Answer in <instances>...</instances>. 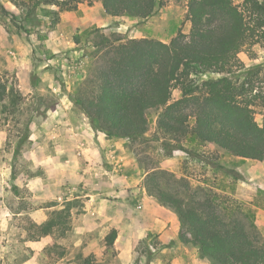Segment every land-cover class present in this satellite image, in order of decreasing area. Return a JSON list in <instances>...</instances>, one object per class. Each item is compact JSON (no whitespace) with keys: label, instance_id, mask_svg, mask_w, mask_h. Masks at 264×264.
Wrapping results in <instances>:
<instances>
[{"label":"rangeland","instance_id":"1","mask_svg":"<svg viewBox=\"0 0 264 264\" xmlns=\"http://www.w3.org/2000/svg\"><path fill=\"white\" fill-rule=\"evenodd\" d=\"M55 2L0 0V92L6 90L4 98L0 95V264H84L88 258L95 264H189L171 248L182 242V230L180 240L164 243L160 237L167 230L143 217L146 173L129 141L115 139L113 146L74 101L95 72L97 36L166 44L179 34L188 39L189 0H162L146 20L109 19L101 2L82 3L74 11L82 5L108 22L78 29L61 26V14L74 11ZM239 59L248 67L262 64L264 47L257 45ZM173 98H181L178 90ZM162 113L148 114L149 140L138 147L143 165L184 180L172 186L182 196L184 185L193 200L237 202L248 222L256 223L257 210L231 194V176L221 169V164L232 166V159L193 135L182 143L192 155L165 157L162 143L170 140L158 130ZM262 114L259 109V123ZM171 181L164 179L167 185ZM256 203L264 204V193ZM113 231L117 239L110 245Z\"/></svg>","mask_w":264,"mask_h":264},{"label":"trees","instance_id":"2","mask_svg":"<svg viewBox=\"0 0 264 264\" xmlns=\"http://www.w3.org/2000/svg\"><path fill=\"white\" fill-rule=\"evenodd\" d=\"M236 1L189 0L191 33L188 39L179 34L169 44L97 36L92 45L95 72L74 101L93 130L129 141L145 170L147 194L178 217L181 241L198 248L202 260L264 264V238L237 202L216 203L210 196L193 200L184 185L182 196L172 186L184 180L143 165L138 150L149 140L148 114L161 110L158 130L170 140L162 143L165 157L175 152L192 155L182 143L193 135L234 157L264 163V115L262 123L256 119L257 111L264 110V63L248 67L239 59L257 45L264 47V0ZM93 2H101L110 17L141 20L162 7V0H59L55 5L74 11ZM175 90L181 98H173ZM5 93L3 88L2 98ZM164 179L173 183L168 186ZM108 239L114 244L117 232ZM84 264L95 263L88 258Z\"/></svg>","mask_w":264,"mask_h":264},{"label":"crops","instance_id":"3","mask_svg":"<svg viewBox=\"0 0 264 264\" xmlns=\"http://www.w3.org/2000/svg\"><path fill=\"white\" fill-rule=\"evenodd\" d=\"M101 7L103 9V5ZM104 16L110 17L105 13ZM106 19L107 18L100 17V15L92 12L90 8H82V5H80L78 11L61 14V26H73L76 29L93 26L101 28L105 27V25H103V21L104 24L108 22ZM109 19H113V17H110ZM116 141L117 140L115 139H110V143H114L113 146L115 145ZM208 145L211 149L220 151L221 155H225L226 158L232 159L233 167L227 164H221L223 168L222 170L227 171L229 176H231V182L234 185V190L231 192V194L238 201L248 202V204L257 210L256 226L264 238V204L262 205L256 203L258 195L260 193H264V163L234 157L216 146L210 144ZM141 202V206L144 209L143 217H145V221H152V225L167 230L163 233V235H161V241L168 243L171 240H180L179 231L181 229V224L177 216H175L171 211L161 207L156 199L150 197L147 194L145 189L143 191V197L141 196ZM109 209H112V211L114 210V208L111 207H109ZM105 210L102 209L101 213H104ZM171 248L173 249L174 256L186 258L189 264H196L198 262L201 264L205 263V260H202L199 257L198 251L192 245H186L183 242H177V244Z\"/></svg>","mask_w":264,"mask_h":264}]
</instances>
